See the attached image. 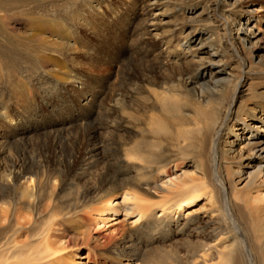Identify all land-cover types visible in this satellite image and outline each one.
<instances>
[{"label": "bare ground", "instance_id": "1", "mask_svg": "<svg viewBox=\"0 0 264 264\" xmlns=\"http://www.w3.org/2000/svg\"><path fill=\"white\" fill-rule=\"evenodd\" d=\"M190 1L0 0V264H264V0ZM23 64L66 92L70 153L68 129L47 158L12 147L53 103ZM170 228L185 257L160 263L139 237Z\"/></svg>", "mask_w": 264, "mask_h": 264}, {"label": "rangeland", "instance_id": "2", "mask_svg": "<svg viewBox=\"0 0 264 264\" xmlns=\"http://www.w3.org/2000/svg\"><path fill=\"white\" fill-rule=\"evenodd\" d=\"M191 2L192 3H196L197 0H191L189 3H191ZM185 7H187V5ZM257 7H258V5L256 4V5L252 6V7H250L249 10L255 9ZM262 27H264V23H263ZM104 31H105V34L107 32L108 33L114 32V34L117 37V39H120V34L121 33H119L120 32L119 29H117V30L109 29V30H104ZM254 31H255V34H257V29L256 28L254 29ZM18 33H19V36L26 38V40L23 39L24 43L26 45H30V43H31L30 36L26 33V31L21 28V29H19ZM259 37H261V36H259ZM27 39H29V41ZM251 40H253V39H251ZM17 41H18V39L16 37H14V39L12 40L13 43L17 42ZM260 46L264 47V43L262 45H260ZM101 51H102L103 54H105V55L107 54L106 50L102 49ZM256 51H253V55H258L260 49H256ZM75 64H76V66H77V68L79 70L85 71V72L91 74L92 76L99 77V76H102V75L106 74L107 71H108L106 66L102 65V64L98 65L97 68L94 69V70L89 69V65H88L89 63H88L87 59H85V58H78L77 60H75ZM12 70L14 72H19L17 74L20 77H22V79H24V81H26V79H28V77L31 76L32 83H34L35 87L38 89L39 97L42 98L43 100L44 99L52 100V102H53L50 106H48L47 108L46 107L44 108L46 110V112L44 114H42V116L38 117L35 120L36 123L33 122V123L30 124L29 129H28V130H30L29 131L30 134L25 136L24 139H22L17 144L14 142L12 147L18 148L17 151H19L20 153L22 151H24L25 155L27 157L32 156V155H37L40 158H47L49 152L47 150L46 144H47V142L49 141V138H50V134H48V132L50 130L48 131V129H51V131L52 130L53 131L54 130H58V131H61V132L62 131L63 132H67V131H64V129H68L70 135L66 137V139H67L66 141L69 144H67V146H64V152L65 153H70V151L72 150V146L70 145V142L74 141L73 140L74 137L77 136V134L79 132L78 125H80L81 122H79V121L68 122L69 120H68V116L67 115L72 112V109H71V103L67 102V99H66L67 98V94L62 89V86L57 84V83H55V81L51 80V78L47 77L46 75H43V77L40 74L39 75H35L34 72L29 69L28 64H26V65L23 64L21 70H18V68H16V66L13 67ZM27 75H29V76L26 77ZM114 80H115V77L112 76L110 81H109V83L112 84V86H111V88H109L106 91L108 94H111L112 90H116V91L120 92V89L118 88V85H117V83L114 82ZM132 98L136 99V98H140V97L132 95ZM100 112H103V111H100ZM118 112H121V111L117 109L116 112L112 114V116L110 115V117H108V118L104 117L103 122H105V123H103V125L99 127L100 129H99V132H98V133H102V136L100 135L101 136L100 137L99 134H98V136L94 140H92L91 147H93L94 145H96L97 147L98 146L101 147V146H104L106 144L105 139L103 138V137H106L105 134H104L105 133L104 132L105 129H103V128L106 126L105 124L108 123V122H109V124H110V122H112V123L115 122L114 124L116 125L115 126L116 128H114V132H113L114 136L112 137V139H113V141L115 143H117L119 141V138H120L119 136H120V134L123 133V129L122 128L125 127L124 126L125 122L121 121V117L120 116H122V113H118ZM115 116H116V118H115ZM121 126H122V128H121ZM97 142H100V143H97ZM88 148L90 149V147H88ZM83 152L81 151L79 154L82 155ZM100 152H101L100 153L101 155H105L106 154L102 150H100ZM0 159H2L3 163L4 162L8 163V161L6 160L7 158H5V156L3 154L2 155L0 154ZM201 204L202 203H198L196 208L194 207V209H197V207H199V205H201ZM199 216H201V215H199ZM204 216L206 217V219L203 221L205 223V221H207L209 219V217L207 215H203L202 217H204ZM115 218L120 219L121 217H115ZM115 218H113V219H115ZM113 223H114L113 220L110 221L108 226L112 225ZM208 226L209 227L204 230V234H206L208 236H211V233H209L210 232L209 229L212 226L211 225H208ZM179 228L178 229L175 228L176 230L174 228H170L169 232L160 231V232H158L159 235L156 234L155 238H153V239H145L144 236H140L139 239L141 241L143 240L142 244H143L144 253L147 256H149V257H153V258L155 257L154 260H157L160 263L161 262L162 263L167 262V258H170L172 260L175 257L174 255H180L179 257L184 259L185 252H186V244H185V239L186 238L185 237H187L186 233L188 232V228L187 229H182V230H179ZM104 230L105 229L101 230V232H104ZM197 237H199V236H197ZM157 253L158 254L160 253V254L158 255ZM169 253H171V254H169ZM78 256H80L78 258V260L81 263H84V264H94L91 261H94L96 258H97V260H95V262H97V261L99 262L100 261L99 258L95 257V256L91 257L90 261L87 260V259H83V257L85 256V253H82V255L78 254ZM170 259H169V261H170ZM171 264H173V263H171Z\"/></svg>", "mask_w": 264, "mask_h": 264}]
</instances>
